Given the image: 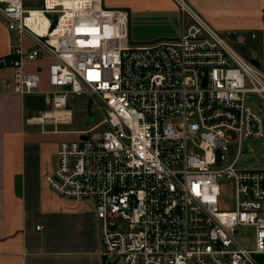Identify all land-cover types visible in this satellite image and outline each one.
<instances>
[{
	"label": "built area",
	"instance_id": "obj_1",
	"mask_svg": "<svg viewBox=\"0 0 264 264\" xmlns=\"http://www.w3.org/2000/svg\"><path fill=\"white\" fill-rule=\"evenodd\" d=\"M26 5L0 0L8 30L33 43L0 56V69H11L6 86L25 95L39 76L24 61L48 60L49 104L28 123L53 132L70 124L71 94H87L100 110L98 122L58 143L46 182L63 198L91 203L104 263L264 264V166L236 165L242 140L264 138V118L247 101H264V74L255 56L228 44L245 45L246 33L221 34L193 15L178 37L137 44L127 11L102 0ZM226 181L234 203L222 210ZM238 226L253 228L251 245L236 239Z\"/></svg>",
	"mask_w": 264,
	"mask_h": 264
},
{
	"label": "crops",
	"instance_id": "obj_2",
	"mask_svg": "<svg viewBox=\"0 0 264 264\" xmlns=\"http://www.w3.org/2000/svg\"><path fill=\"white\" fill-rule=\"evenodd\" d=\"M26 1L33 0H25V4ZM102 3L127 11L129 37L137 44L178 37L193 15L221 34L244 32L245 46L264 74V0ZM25 38L28 45L24 44ZM32 44L28 37L19 39L8 30L0 13V56L9 55L19 46L29 49ZM47 65L44 58L24 61L23 70L39 76L37 88L25 95L6 86L12 77L11 69H0V264H105L99 254V218L91 203L63 198L49 188L46 176L54 171L57 161L55 157L53 167L44 157L42 134L47 124L26 121L32 113L48 107L51 88ZM34 126H39L40 131Z\"/></svg>",
	"mask_w": 264,
	"mask_h": 264
},
{
	"label": "rangeland",
	"instance_id": "obj_3",
	"mask_svg": "<svg viewBox=\"0 0 264 264\" xmlns=\"http://www.w3.org/2000/svg\"><path fill=\"white\" fill-rule=\"evenodd\" d=\"M25 1V0H24ZM41 0L26 1L27 7H38ZM28 2V3H27ZM228 42V41H227ZM30 42L25 38L24 44L28 45ZM228 44L230 47L236 51L240 56L244 58L250 57V50L248 46L239 45L232 41H229ZM44 63L46 61L44 60ZM44 78H46V72L43 71ZM47 88V85H45ZM44 97L43 95H41ZM247 101L252 104L263 116L264 118V101L258 99L253 95H249ZM39 102H42L40 100ZM45 108V107H44ZM68 108L71 110V123L66 125H57L56 129L58 132H53L54 126L47 124L44 126L45 132L42 134V139L44 142V157L46 161L53 167L56 164L55 161V152L56 146L62 140L75 139L78 137V134L75 131L85 130L91 127L93 124L98 122L101 119V112L97 106L91 102L87 94H71L68 98ZM34 112L32 114H36ZM40 131L39 126H34ZM102 129H96L94 132H99ZM230 139L232 142L229 144L226 154L230 160H232L237 154V136L232 133L230 134ZM241 152L237 157L236 165L253 168V167H262L264 166V138L263 139H252L246 138L240 142ZM247 150L244 152V150ZM233 187L230 181L224 182L220 187L221 197L219 199L218 206L222 210H228L233 207L234 200L232 199ZM228 195V197H227ZM90 205L89 202H85ZM121 228L125 227V224L119 221ZM102 221H98L99 234H101ZM254 230L251 226H238L235 228V237L242 243L244 246L252 244Z\"/></svg>",
	"mask_w": 264,
	"mask_h": 264
},
{
	"label": "water",
	"instance_id": "obj_4",
	"mask_svg": "<svg viewBox=\"0 0 264 264\" xmlns=\"http://www.w3.org/2000/svg\"><path fill=\"white\" fill-rule=\"evenodd\" d=\"M250 61H251V63H252L253 65H255L256 67L259 66V62L257 61V59H251ZM109 264H111V263H109Z\"/></svg>",
	"mask_w": 264,
	"mask_h": 264
}]
</instances>
